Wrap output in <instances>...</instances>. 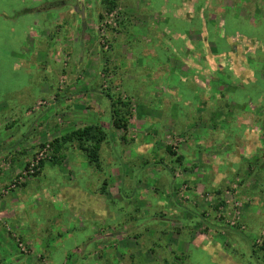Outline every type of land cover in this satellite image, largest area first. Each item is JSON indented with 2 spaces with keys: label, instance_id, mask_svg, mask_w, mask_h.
Segmentation results:
<instances>
[{
  "label": "rangeland",
  "instance_id": "rangeland-1",
  "mask_svg": "<svg viewBox=\"0 0 264 264\" xmlns=\"http://www.w3.org/2000/svg\"><path fill=\"white\" fill-rule=\"evenodd\" d=\"M207 1L201 0L199 23L202 27L213 21L215 26L201 29L209 33L211 44H195L197 34L190 32L184 44L180 39L168 40L167 51L164 45H154L150 62L138 54L144 52L137 36L145 30L138 27L147 19L139 12L146 7L145 0H0V223L4 200H113L107 209L113 211L120 229L118 236L105 232L98 239L96 228L74 232L76 245L87 249L82 255L74 239L59 229L58 207L56 211L42 207L40 229L48 231L40 247L47 252L37 251L36 239L23 238L4 222L7 233L1 246L10 248L12 255L2 264H10L12 256L24 264H148L149 260L151 264H264V220L247 224L241 220L248 200H264V76H260L264 74V0L259 3L261 10L255 8L257 23L224 10L212 20ZM71 16L82 23L84 37L91 35L86 25L91 28V21L98 22L92 34V59L86 65L78 56V43L71 54L65 52L67 46L55 43L57 38L33 39V31L38 30L33 19H41L42 24H37L46 30L56 20L67 24V29ZM192 16L197 14L189 13ZM153 19L159 20L157 15ZM127 21L130 27H122ZM196 24L195 19L192 26ZM119 27L125 36L114 42ZM65 32L56 34L64 37ZM134 51L138 55L131 60ZM213 51L217 58L201 56L200 62L193 58ZM225 52L231 56L218 58ZM244 69L253 73L240 76ZM207 85L212 86L209 105L215 101L212 107L217 114L212 126L206 117L195 115L202 111L198 102H203ZM194 87L203 90L197 93ZM94 106L98 115L90 113ZM114 110L116 118L125 122L124 129L113 124ZM241 110L250 112L247 122L238 120ZM230 112L236 115L232 121ZM86 123L98 126L104 135L96 162L75 140L63 142L58 151L52 149L53 140ZM250 130L259 141L246 136ZM209 131L217 156L208 158L201 154L211 152L204 147ZM242 133L248 153L238 149ZM84 144L91 147L93 142ZM189 144L203 159L182 153ZM232 151L237 154L226 155ZM234 159L248 170L259 163L255 196L242 195L238 179L209 178L211 165L226 166ZM123 200L158 202L128 212ZM261 211L264 216V207ZM176 214L183 215V222L171 220ZM110 219L101 229L116 228ZM134 226L137 231L132 233ZM251 243L258 249L255 255Z\"/></svg>",
  "mask_w": 264,
  "mask_h": 264
},
{
  "label": "crops",
  "instance_id": "crops-1",
  "mask_svg": "<svg viewBox=\"0 0 264 264\" xmlns=\"http://www.w3.org/2000/svg\"><path fill=\"white\" fill-rule=\"evenodd\" d=\"M146 1V7L140 8L139 12L140 13H144L147 17V19L144 22L139 23L138 27H144L145 30L143 31V35L141 36H137L134 35L133 36H137L138 38V42L142 41L143 42V53H138L139 55L142 54L143 57H145L146 59H149V61L151 62L153 59L152 56V49L154 45H160L163 46L165 50L167 51V44H171V42H168V40L172 41L174 39H180L182 40V43H185V38H187L190 34V32H195L197 35H195V37L197 38V40L194 38V43L195 44H204L208 43V34H204L203 30L205 27H207V29H209V27H211L213 24V21L211 22L212 24L208 25V26H202L200 25V21H199V13L201 11V0H145ZM170 2L171 4H169L168 2ZM261 0H216L215 2H211L210 0H208L207 2V13L209 16V18L212 20H215V18H218V16L220 15V13H222V11L224 10L229 11V12H233V14H235L236 18H243L247 21L253 22V23H257L256 19L253 18V15L256 11L255 8H258L261 10L262 7L259 6ZM148 2V3H147ZM174 2V3H173ZM185 2H188V4H186ZM169 4V5H167ZM210 7H209V6ZM234 9V10H233ZM28 9H26L25 12H27ZM67 10L62 11L61 13H64ZM69 11V10H68ZM259 11V10H258ZM257 11V12H258ZM178 12V13H177ZM187 12L186 16L183 14ZM263 12V11H262ZM189 13L192 14H197V16H192L191 18H189ZM31 14H34V10L31 11ZM72 15V14H71ZM157 15L159 20L158 21H154L153 17ZM256 16L257 13H256ZM72 20L69 23L68 26V30L66 29V25L65 23H61L60 21H55L54 25L52 26V28H49L46 30L45 27H41L38 26L37 23H40L41 19H33V23L36 26V28L38 30L33 31L34 32V36L33 39L34 40H39V38L43 39L45 41L46 36L49 38H51L52 40L56 39L55 43L58 42L59 45L62 46H67L65 52L67 51V53H71L74 54L75 49L73 48V44L74 43H78V45L80 44L81 47L78 48L79 52H78V56L82 55V59L85 61L84 64H88V61L90 59H92V50L90 49V47L94 44V38H93V31H95V28L98 24L97 21H91V28L89 27V24L86 25V29H90V33L91 35L84 37V27L82 28V23H79L77 20H74L73 16H71ZM189 18V20H188ZM43 20L44 17H42ZM197 20L198 24H196V26H192L194 20ZM181 24L182 27H178L177 24ZM127 25L128 28L130 27V22L128 23H124L121 26H125ZM142 25V26H140ZM215 26V25H214ZM116 28L117 32H120L119 29L122 28ZM135 28H137L136 24L134 25ZM133 27V28H134ZM43 31H42V30ZM53 29V30H51ZM92 29V30H91ZM206 29V30H207ZM57 30L59 31H66L65 32V36L64 37H60L57 36L58 34H56ZM208 31V30H207ZM87 32V30H86ZM116 32V31H115ZM61 34V33H59ZM116 38L114 40V42H120V36L122 38V36H125L124 32H120L119 34H115ZM120 35V36H119ZM27 37V35H25ZM202 36L204 38H202ZM191 37V36H190ZM54 38V39H53ZM189 38V37H188ZM193 38V37H192ZM255 37H253L252 39H254ZM67 39V41H66ZM200 39V40H199ZM27 40V39H26ZM250 40V38H248V40H246V44L247 42ZM230 44L232 43L233 45V41L232 39H229ZM244 41V40H243ZM130 45H131V41ZM133 45V44H132ZM240 49L244 48L241 47V45L237 46ZM151 49V50H150ZM142 50V49H141ZM244 50H246L244 48ZM247 50H249V48H247ZM56 52H60V51H56ZM64 52V53H65ZM176 52V51H175ZM117 53V52H116ZM177 53V52H176ZM134 55H131V60H133V58L135 59V57L138 55L135 53V51L133 52ZM147 54V55H146ZM178 54V53H177ZM249 54V52H248ZM96 53L94 54L95 57ZM217 54L212 53H196L194 54L193 57L194 59H196V61L200 62L204 57V58H217L215 57ZM229 55L231 56V54L225 52L222 53V56H218V58L220 59H227V57H229ZM238 57L240 59H242V57L245 55L244 52H242L239 54L238 53ZM179 58L180 55L178 54ZM202 56V57H201ZM178 58V57H177ZM178 58V59H179ZM184 58V57H183ZM250 58V56H249ZM161 60V58H159ZM259 62V61H257ZM203 64V63H202ZM87 69H84L83 72H85ZM91 71V70H89ZM252 70L249 69H244V71H242L240 76H244V73L246 76H248L249 74L253 73L251 72ZM255 71V70H254ZM94 72V71H93ZM256 72V71H255ZM88 72H86L87 74ZM94 74V73H93ZM92 74V76H93ZM233 75V74H232ZM91 76V75H89ZM91 76V78H92ZM237 76V75H234ZM260 76H264V74L262 72H260ZM90 79V78H89ZM89 79L85 80V82H87L86 84H89ZM91 80V79H90ZM235 81H238L235 79ZM238 83H242L241 81H238ZM197 91V93L200 90V88L194 87ZM212 86L207 85L206 89V94L203 95L202 93V101H199V105L202 106V111L196 113L195 115H201L202 118H207V124L211 125V121L216 119V108L215 105L212 107V104L215 103V101H212L211 106L209 105V102H211L210 98L208 97V92L209 90H211ZM206 105V107H204V105ZM231 104H233V107H237V109L241 108V105L238 103L231 102ZM263 104V103H261ZM179 105V104H178ZM243 105V104H242ZM93 106V105H92ZM262 106V105H261ZM95 109H93L94 112H90V113H94L96 115H98V108H96L94 106ZM169 109V108H168ZM250 112H246L241 110L240 113H237V118L238 120H241V123L247 122L246 119H248V115ZM181 115H184L183 113H180ZM234 113H229L228 118L230 121H232V119L234 118ZM252 115L253 112H252ZM236 116V115H235ZM110 117V116H109ZM151 117V116H150ZM149 116L146 117V119H150ZM212 119V120H211ZM261 122H263V119H260ZM229 121V122H230ZM90 123V121H89ZM89 123H86V125H90ZM214 124V123H213ZM245 125H247L245 123ZM246 129V128H245ZM209 135L207 137H209V139H207L208 143L204 145V147L207 150H211V152H209L210 154L205 155V154H201V156H207L209 157H215L217 156V151L214 149V144H212L213 140L212 137V133H210V131L208 132ZM251 134V136H249ZM256 135V132L254 133L252 130H250L246 136L248 135L252 140H254V142H257V140L260 137L257 136H253ZM240 139H239V146L238 149L241 152L246 151V153H248V150L245 148V143L247 141V139L242 140V137L245 136V134H239ZM206 137V138H207ZM203 139V138H202ZM204 140V139H203ZM236 140V138H235ZM246 140V141H245ZM260 140V139H259ZM258 140V141H259ZM189 147H186L182 153L186 154L187 156H200V153H198V151H195V147L192 144H189ZM197 150V149H196ZM195 151V153H197V155L193 152ZM203 149L200 151L202 153ZM235 154H237V151H232V152H226L227 156H234ZM225 155V156H226ZM203 159V157H201ZM205 158V157H204ZM235 162V163H234ZM234 162H229V164H225L226 166H230L229 168H227L226 166L222 165V166H218V165H211L212 167H210L209 169V178L214 177L215 179H217L220 175L224 178L227 179V181L230 180H239L242 181L241 183V194L244 195H249V197L251 196H255L256 194V188H258L260 186V184H257L258 182L255 180L256 176L259 175V172H261V170L255 169L257 165H259V163H254V167L253 170H248L243 169L241 167L242 163L240 162V160H235ZM234 165H237V168L233 167ZM219 168V169H218ZM211 174V175H210ZM170 182V179H169ZM199 184L197 185L202 186L203 183L198 182ZM205 184V183H204ZM118 185V184H117ZM126 187V186H125ZM193 188L196 189V186H193ZM253 189V190H251ZM251 190V191H250ZM113 202V200H64V201H58V203L56 202V200H4L3 204H4V208L2 210V218L3 221H1L0 223V264L6 262L8 259L6 258L7 255L9 256V254L12 255V252L9 250L10 248H2L1 243L2 240L4 238V234L5 232L7 233V230L5 228V226H3V223H7L9 224L12 229L14 230V232H16L17 234L22 235L23 238L28 239V238H32V240L36 239V245L35 247L39 248V250L37 251H41L42 253L47 252L44 248L40 247V242L41 240H44L45 237H43V233H47L48 229H40V226L43 225L41 224L40 220L43 219V216L38 214V210L41 209L42 207H52V209H54L55 211L57 210L56 208L58 207V210L60 211L58 213V216H61L59 219V224L58 227L60 230H62V232H64L66 235V238H72L74 239L73 242L75 244V248L83 254H86L87 249H85V246H77L76 245V239H75V235L74 232H77L78 230H92L94 228H96L95 231V236L96 238H104L102 235V233H108V235H110V233H114L116 234V236H118L117 232H120L119 229V223L116 221V218H114V214L113 211L110 212L108 211L107 207H110L108 205V203ZM125 202H127V208L129 209L128 212H135L136 211V207L141 208L142 206L144 207H152L156 202H158V200H123ZM264 207V200H248V202L245 204V208L242 211V222L244 224L247 223H257L260 222L262 220H264V216L262 215L263 212L261 211L262 208ZM131 208V209H130ZM147 208L145 209L144 212L147 211ZM14 209V210H13ZM54 211V212H55ZM143 212H139V214H141ZM181 212H178V214H180ZM30 216L29 218L26 216ZM42 218H40V217ZM113 218V221L111 223H113V225H116V228L118 227L119 231H116V228H110V226L105 229L102 227L101 229V225L105 224L104 220L108 219L111 220L110 218ZM116 217V216H115ZM183 215H175L174 218H171V220H173L174 222H176L177 224L179 222H183ZM136 218H133V222H135ZM166 223L168 221H170V219H163ZM49 221V218H48ZM85 223H87L88 225H85ZM52 232L53 229H55L56 226L52 225ZM104 226V225H103ZM100 227V228H99ZM46 228V227H45ZM135 228V226H134ZM104 229L106 231H104ZM139 230V228H138ZM180 230H182V228H180ZM137 228H135L134 231H130V232H136ZM89 232V231H88ZM172 232V231H170ZM174 232V231H173ZM38 233H41L40 235H37ZM169 231H166V233H164L166 236H168ZM114 234L109 236L106 235L108 238H113ZM42 235V237H41ZM145 236V235H144ZM149 235H146L145 238H148ZM116 238V237H115ZM96 239V240H97ZM40 240V241H39ZM39 241V242H38ZM83 243H85L84 241H82ZM252 251H253V245L252 243L250 244ZM47 248H50L48 250V252H52L51 246ZM82 249V250H81ZM10 259V258H9ZM20 261V258H16L12 256V261L10 264H24L23 262H17ZM152 260H149L148 264H151ZM30 264H38V263H30ZM236 264V263H235ZM241 264V263H239Z\"/></svg>",
  "mask_w": 264,
  "mask_h": 264
},
{
  "label": "trees",
  "instance_id": "trees-1",
  "mask_svg": "<svg viewBox=\"0 0 264 264\" xmlns=\"http://www.w3.org/2000/svg\"><path fill=\"white\" fill-rule=\"evenodd\" d=\"M117 112H118L117 110H114V112H113L114 113L113 114V124L117 128H123L124 129L125 128V122L121 121L120 118H116ZM103 138H104V135L101 133L100 128L98 126L87 125L81 129L74 130L71 133L62 136V138H60V139L56 138L55 140H53L51 145H52L53 150L58 151L63 142H69V141L75 140V141L79 142L78 145L81 146L82 149L87 150L88 155H90L91 161L96 162L97 158H98V152H97L98 147H99V144ZM91 141L93 142L91 147L90 146L84 147L85 142H91ZM42 164H43V162L39 161L40 167L42 166ZM252 247H253V251H254V255H255L257 253L258 249H256L254 247V244Z\"/></svg>",
  "mask_w": 264,
  "mask_h": 264
}]
</instances>
